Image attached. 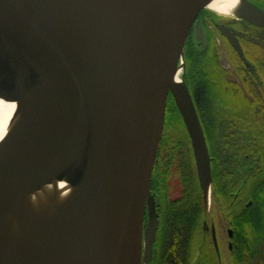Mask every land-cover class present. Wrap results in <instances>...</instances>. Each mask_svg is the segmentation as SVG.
Wrapping results in <instances>:
<instances>
[{"label": "water", "instance_id": "water-1", "mask_svg": "<svg viewBox=\"0 0 264 264\" xmlns=\"http://www.w3.org/2000/svg\"><path fill=\"white\" fill-rule=\"evenodd\" d=\"M209 1L0 0V97L47 94L63 112L56 127L28 117L13 137L0 162V229L25 195L67 170L84 195L56 241L33 249L25 264L148 261L158 223L153 213L144 230L145 210L155 203L151 183L170 95L207 198L205 131L187 84L174 78L189 37L206 35L196 18ZM241 3L264 27V11ZM244 15L242 7L235 16ZM220 28L242 50L236 34Z\"/></svg>", "mask_w": 264, "mask_h": 264}, {"label": "flooded vegetation", "instance_id": "flooded-vegetation-1", "mask_svg": "<svg viewBox=\"0 0 264 264\" xmlns=\"http://www.w3.org/2000/svg\"><path fill=\"white\" fill-rule=\"evenodd\" d=\"M247 1L254 4L259 11H264V0ZM242 7L245 10L244 17L222 16L206 9L199 13L196 21H200L197 27L201 23L210 28L209 48L213 45L214 49L220 50L221 54L230 56V61L235 66L234 72L245 73L238 76H241L242 82L249 87L260 104L259 108L255 109L256 117H259L258 114L260 110L262 111L260 100H264V27L249 21L247 15L250 5L248 3H244ZM221 26L228 27L236 34L242 50H238L233 45L231 39L221 30ZM198 40L197 36L195 40L190 36L187 47L189 44L195 47L198 45L196 48L201 50L203 45ZM217 40L222 45V50L214 43ZM243 109L241 103H236L234 106L224 107L223 112L232 117L242 113ZM240 120L239 117H232L230 121L218 123L220 137L215 142L208 140L206 135L212 173L209 199H205L199 183L191 140L187 142L194 166L191 165V168L187 166L188 170L184 171L178 169L179 181L172 178L171 160L161 154L163 151L161 140L151 183V195L155 203L153 206L147 204L144 221V230H146L149 217L155 213L158 223L157 232L151 244L150 258L148 261L143 259L142 264H170L167 258L172 252L173 264L257 263H254L250 256L244 258L239 254L247 237L244 236L245 208L254 204V200L249 197V192L254 183L264 176V147L261 148L259 145L260 149L254 146L257 138H251L250 133L241 130ZM260 121L255 123L259 131L261 130ZM260 134L262 139L264 133ZM184 166L185 164L179 162L178 167ZM187 171L189 178L193 174L192 181H195V184L197 182L202 191L203 203H199L198 208L197 205L187 204L183 200L185 196L183 186L187 182L185 177ZM186 213L189 217L184 220L183 215ZM171 218H174V221H170ZM171 222H173L172 236H170ZM182 224L186 226H181ZM258 264H264V255L260 256Z\"/></svg>", "mask_w": 264, "mask_h": 264}, {"label": "bare ground", "instance_id": "bare-ground-1", "mask_svg": "<svg viewBox=\"0 0 264 264\" xmlns=\"http://www.w3.org/2000/svg\"><path fill=\"white\" fill-rule=\"evenodd\" d=\"M206 8L221 15L241 14V0H210ZM178 68L175 84L183 83ZM62 108L47 94H27L11 102L0 97V162L8 153L13 137L28 117L40 125L58 126ZM70 170L48 180L25 195L0 229V264H25L33 249L51 246L73 219L83 201V193ZM207 198L210 183L206 184Z\"/></svg>", "mask_w": 264, "mask_h": 264}, {"label": "trees", "instance_id": "trees-1", "mask_svg": "<svg viewBox=\"0 0 264 264\" xmlns=\"http://www.w3.org/2000/svg\"><path fill=\"white\" fill-rule=\"evenodd\" d=\"M206 53L207 54L196 53V56L192 58V62L190 58L189 66L193 68L191 72L193 74L192 76L194 77V79H191V83L195 87H199L198 91L201 96V102L198 101L199 107L201 110H204V108L206 109L204 110L205 112L201 113V120L208 140L215 142V140L220 137V128L218 127V123L224 122L223 117L225 118L229 115L223 112L224 107H231L234 106L236 103H241V105L244 107L243 112H240L238 115H232V117H239L241 119L240 121L242 124L241 130L250 133L251 138H257V140L255 139L256 142L254 143L255 147L258 146L260 148L259 145H261V148H263L264 100H260L262 103V111L260 110V114H258L259 117H261L260 119L259 117H256L255 111L256 108H259L260 104L257 102V99L254 97L252 91L249 90V87L245 83L241 84L236 82L235 80H233L228 70H223V68L218 62L219 56L216 52ZM195 67L199 69V72H197L198 75L194 71ZM196 76H198L199 78L196 79ZM212 82L215 83V86L212 85ZM212 90H215V93L217 94L221 93V95H219L220 98L216 101L214 100L215 103L210 101L209 93ZM174 105L175 102L171 99L170 96L167 106L168 115L170 113V110L172 111L171 107ZM216 105L220 106L219 112H217L218 106L216 107ZM178 115L180 116L179 112ZM204 115L207 117V119L204 118ZM259 120H261L260 131L259 129H256L257 127H255V123L259 122ZM260 133H262L263 135L262 139ZM191 175L189 178L188 171L185 174L187 182H185L183 186V188H185V196L183 200H185V203L187 204L193 203L197 205L198 208L199 203H203V195L202 191L199 188V184H197V182L195 184V181H192L193 174ZM249 197L254 200V204L253 206H246L245 208L244 229L246 230V232H244V236L246 235L247 237L242 247L243 249L240 251L239 255L240 257L242 255V257L244 258L250 256L253 262H257L256 264H258L260 256L264 255V176L254 183L251 192H249ZM187 208L189 209V206H187ZM188 217V213L183 215L184 220H187ZM170 221H174V218H171ZM170 224V236H172L173 222H171ZM181 226L186 225L182 224ZM172 253L167 258L168 261H170V264H173L171 260Z\"/></svg>", "mask_w": 264, "mask_h": 264}, {"label": "rangeland", "instance_id": "rangeland-1", "mask_svg": "<svg viewBox=\"0 0 264 264\" xmlns=\"http://www.w3.org/2000/svg\"><path fill=\"white\" fill-rule=\"evenodd\" d=\"M222 16H224V15H222ZM225 16L231 17V15H225ZM232 16H234V15H232ZM203 27L205 29L206 35L202 36L203 40H201V41L202 42L204 41V45L201 47V50L199 48H196L198 45H196V47L192 46L190 44L188 45V47L186 45L185 51H184V57H183L184 67L182 68V70H183L182 78L184 79L185 83L187 84V86L190 90V93L193 97V100H194V103L196 105L197 112L199 114L200 119L202 118L201 113L205 112L204 110H206V109L205 108H204V110L200 109L199 104H198V101L201 102L200 101L201 96H200V93L198 91L199 87L198 86L195 87L191 83V79H194V77L192 76L193 74L191 72V70L193 68H191L189 66L190 58H191V62H192V58L196 56V53L207 54L206 52H212V53L216 52L217 55L219 56V60H218L219 64L221 65L223 70H228L230 72L233 80H235L238 83L243 84V82L241 80V76H238V75H240V74L245 75V73L234 72L235 66H234V64L231 63V61H230L231 57L230 56H228L227 54L226 55L221 54L220 50H217V49L215 50L213 45H211V47L209 48L208 33L210 32V28L207 27L205 24L203 25ZM219 40H220V38H219ZM198 42H199V40H198ZM214 43L216 45L220 46L221 50L223 49L222 45H220L218 40H217V42H214ZM207 49H209V50H207ZM181 62L182 61H180V63ZM198 70H199L198 68H196V67L194 68V71L196 72V74H197V72H199ZM198 78L199 77L196 76V79H198ZM212 85L215 86V83L212 82ZM209 95H210V101L215 103V101L220 98L219 95H221V93L217 94V93H215V90H212V91H210ZM213 96H214V98H213ZM171 99L174 100L172 95H171ZM217 106H218L217 112H219L220 106L216 105V107ZM171 109H172V111L170 110L169 115L167 114V116H166V122H165L163 137H162V149H163V151L161 154H164L165 156H167L171 160V162L173 164V169L170 170L173 174L172 178L174 180L176 179V181H179L180 175L177 174V170L178 169L181 171L188 170L187 166H189V168H191L190 166L192 165V167H193L194 162H192V158L190 156V148H189V145L187 142L188 140H190V138H189V134H188L185 122L183 120V117L180 114L176 103L174 106L171 107ZM178 112H179L180 116L178 115ZM228 117L232 118L230 115L226 116L225 118L223 117L224 122L230 121V118H228ZM204 118L207 119V117L205 115H204ZM232 121H234V120H232ZM201 122H202V120H201ZM202 125H203V123H202ZM258 125H260V123ZM203 128H204V126H203ZM205 135H206V133H205ZM191 151H192V149H191ZM183 152H184V154H182ZM192 154H193V152H192ZM209 156H210V154H209ZM179 162L185 164V166L182 168L178 167ZM197 176H198V174H197Z\"/></svg>", "mask_w": 264, "mask_h": 264}]
</instances>
